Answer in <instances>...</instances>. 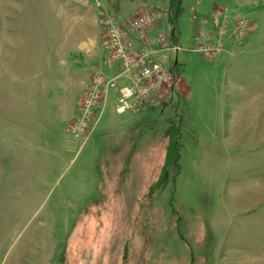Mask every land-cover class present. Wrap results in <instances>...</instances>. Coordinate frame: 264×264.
I'll list each match as a JSON object with an SVG mask.
<instances>
[{
  "label": "rangeland",
  "instance_id": "374dc122",
  "mask_svg": "<svg viewBox=\"0 0 264 264\" xmlns=\"http://www.w3.org/2000/svg\"><path fill=\"white\" fill-rule=\"evenodd\" d=\"M169 5L0 0V264H264V0ZM106 17L177 63L134 111Z\"/></svg>",
  "mask_w": 264,
  "mask_h": 264
},
{
  "label": "built area",
  "instance_id": "2783aa9c",
  "mask_svg": "<svg viewBox=\"0 0 264 264\" xmlns=\"http://www.w3.org/2000/svg\"><path fill=\"white\" fill-rule=\"evenodd\" d=\"M96 4H98V2H96ZM104 19L107 33L109 35V45H111L116 56L123 60L127 69L131 71V74L137 72V77L133 87H121L118 85V82H115V80L105 81L102 77L96 76L93 80V90L88 93L89 97L84 101L85 109L86 107L88 108L92 102L98 100L100 90L101 88H104L117 91L116 111L118 113H124L130 110L134 111L140 108L141 103L144 102V99L148 96V93H150L151 89L158 85V78L173 82L175 80V76L170 70V65H164L165 55H160V59L153 58V50L146 41L139 42L140 46L142 47L141 52L133 53L132 50H129L123 46L120 40L121 37L124 38L125 36H129L133 41H135V39L132 38L128 32V29L124 26H118V24L116 25V23L110 17H106ZM135 22H133L132 25L134 24L137 26L138 22ZM172 48L174 54L176 55L178 52L177 46L172 45ZM128 66H130V68H128ZM153 76L155 79L152 80L151 77ZM151 81L154 83L149 84ZM85 113L86 111L83 114L85 117L77 121L75 127H73L74 129L80 130L86 126L89 118L88 115H85Z\"/></svg>",
  "mask_w": 264,
  "mask_h": 264
},
{
  "label": "trees",
  "instance_id": "16d2710c",
  "mask_svg": "<svg viewBox=\"0 0 264 264\" xmlns=\"http://www.w3.org/2000/svg\"><path fill=\"white\" fill-rule=\"evenodd\" d=\"M181 2L182 0H170V5L168 8L167 15L171 23L173 22V19L175 20V18L179 15L181 11L180 9ZM172 131L174 136L172 137V140H170L169 143L168 153L166 156L167 164L177 163L179 158V142L177 139L173 140L175 136H178L179 130L176 128L173 129Z\"/></svg>",
  "mask_w": 264,
  "mask_h": 264
},
{
  "label": "crops",
  "instance_id": "0c3cea01",
  "mask_svg": "<svg viewBox=\"0 0 264 264\" xmlns=\"http://www.w3.org/2000/svg\"><path fill=\"white\" fill-rule=\"evenodd\" d=\"M170 70H171V68H170ZM110 96V95H109Z\"/></svg>",
  "mask_w": 264,
  "mask_h": 264
}]
</instances>
